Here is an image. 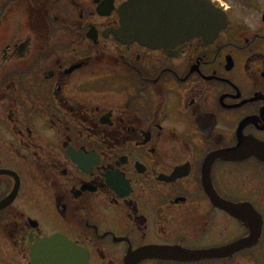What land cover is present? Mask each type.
I'll return each mask as SVG.
<instances>
[{"label":"flooded vegetation","instance_id":"flooded-vegetation-1","mask_svg":"<svg viewBox=\"0 0 264 264\" xmlns=\"http://www.w3.org/2000/svg\"><path fill=\"white\" fill-rule=\"evenodd\" d=\"M126 1L0 0V264H264V23L121 43Z\"/></svg>","mask_w":264,"mask_h":264},{"label":"water","instance_id":"water-1","mask_svg":"<svg viewBox=\"0 0 264 264\" xmlns=\"http://www.w3.org/2000/svg\"><path fill=\"white\" fill-rule=\"evenodd\" d=\"M120 19L119 32L123 39L150 47L172 39L181 42L195 35L212 38L226 23L224 13L209 0H128L120 9ZM52 252L45 249L37 254L35 251L34 264H53L55 260L58 264L59 256H53ZM69 253L67 261L63 258L64 264H72Z\"/></svg>","mask_w":264,"mask_h":264},{"label":"rangeland","instance_id":"rangeland-1","mask_svg":"<svg viewBox=\"0 0 264 264\" xmlns=\"http://www.w3.org/2000/svg\"><path fill=\"white\" fill-rule=\"evenodd\" d=\"M226 2L228 5H231L233 7V18L237 19H245L249 21L248 23L250 25H253V27L258 26L262 27L263 24L260 22V13L258 12L260 9H264V0H222ZM248 3H256L255 5L258 6V8H254L248 6ZM246 6H245V5ZM252 27V28H253Z\"/></svg>","mask_w":264,"mask_h":264}]
</instances>
